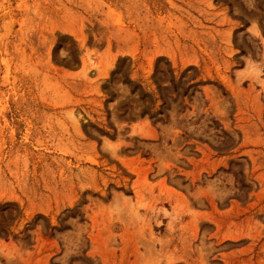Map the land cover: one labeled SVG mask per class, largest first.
I'll list each match as a JSON object with an SVG mask.
<instances>
[{
  "label": "rangeland",
  "instance_id": "374dc122",
  "mask_svg": "<svg viewBox=\"0 0 264 264\" xmlns=\"http://www.w3.org/2000/svg\"><path fill=\"white\" fill-rule=\"evenodd\" d=\"M0 264H264V0H0Z\"/></svg>",
  "mask_w": 264,
  "mask_h": 264
}]
</instances>
